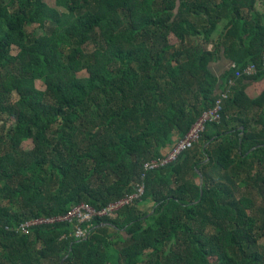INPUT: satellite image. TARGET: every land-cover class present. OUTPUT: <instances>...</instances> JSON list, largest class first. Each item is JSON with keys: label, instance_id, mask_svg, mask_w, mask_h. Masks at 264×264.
Here are the masks:
<instances>
[{"label": "trees", "instance_id": "1", "mask_svg": "<svg viewBox=\"0 0 264 264\" xmlns=\"http://www.w3.org/2000/svg\"><path fill=\"white\" fill-rule=\"evenodd\" d=\"M263 51L264 0H0V264H264ZM223 56L236 68L217 77ZM249 64L201 140L145 169ZM139 182L87 239L14 230Z\"/></svg>", "mask_w": 264, "mask_h": 264}, {"label": "built area", "instance_id": "2", "mask_svg": "<svg viewBox=\"0 0 264 264\" xmlns=\"http://www.w3.org/2000/svg\"><path fill=\"white\" fill-rule=\"evenodd\" d=\"M262 63L264 67V51L262 54ZM235 68L236 64L233 63L230 69ZM257 72L258 67L255 64H249L245 68L237 70L235 77L229 79L226 90L220 92V98L216 101L214 108L205 111L192 125L188 133L169 147L163 156L146 161L144 164L145 169H154L169 164L177 160L185 150L192 148L194 144L198 143L201 140L206 125L220 120L223 100L228 98L231 88L236 84V80L243 77L254 76ZM144 176L145 174H143V178ZM144 192L145 184L144 182H139L135 185L132 192L116 201L108 203L101 208H95L87 202H81L72 206V208L64 215L32 218L20 223L14 228V230L18 234L31 235L35 227H54L58 224L65 223L70 225L72 228V234H70V237L73 236L77 240H84L91 234L93 230L92 222L95 218L114 215L126 206L131 205V203L135 199L140 198ZM6 228L9 230V227Z\"/></svg>", "mask_w": 264, "mask_h": 264}, {"label": "crops", "instance_id": "3", "mask_svg": "<svg viewBox=\"0 0 264 264\" xmlns=\"http://www.w3.org/2000/svg\"><path fill=\"white\" fill-rule=\"evenodd\" d=\"M225 24H226V22H222L220 24V27H219V33L220 34H222V32L224 31ZM214 37H217V36H214ZM232 64H233V62H231L230 60L226 59L223 56V57H221L220 60H218V61H216L214 63H211L210 67H211L212 72L217 77H221L222 75H224L231 68ZM245 83L247 85L246 93L248 94V96L250 98H256L258 96V92H257L255 84L250 82L249 80H247ZM144 209H147V210L152 209L151 208V203L144 205Z\"/></svg>", "mask_w": 264, "mask_h": 264}, {"label": "rangeland", "instance_id": "4", "mask_svg": "<svg viewBox=\"0 0 264 264\" xmlns=\"http://www.w3.org/2000/svg\"><path fill=\"white\" fill-rule=\"evenodd\" d=\"M49 5L53 6L55 5V0H45ZM36 32L38 34H41L42 31L41 29H39L37 26H33V27H28V32L31 33V32ZM16 49L14 50L13 54L16 55ZM37 87L39 89H42L44 90V85L41 81H38L37 83ZM10 124L8 123V126ZM32 144L30 142H25L22 147H21V150L23 152H26V151H29L31 148H32ZM256 203H257V210H260L259 213L257 214V216L260 218V219H263L264 220V202L260 199H256ZM264 244V243H263Z\"/></svg>", "mask_w": 264, "mask_h": 264}]
</instances>
